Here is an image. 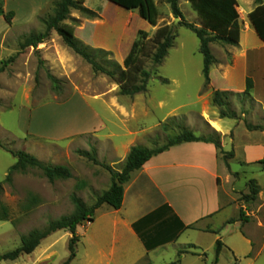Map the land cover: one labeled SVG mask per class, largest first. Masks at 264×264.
Here are the masks:
<instances>
[{
  "label": "rangeland",
  "instance_id": "374dc122",
  "mask_svg": "<svg viewBox=\"0 0 264 264\" xmlns=\"http://www.w3.org/2000/svg\"><path fill=\"white\" fill-rule=\"evenodd\" d=\"M59 1L0 0L4 12L13 13L10 25L0 17V62L7 64L0 73V182L16 163L14 153L18 151L34 157L43 166H65L71 173L67 180L49 181L41 169L32 167L13 172L11 181L2 183L0 208L7 209L8 220H0V255L17 249L21 237L28 232L42 230L48 222L71 214L72 195L80 198L86 207H92L110 186L107 168L120 172L131 146L161 149L185 127L197 138H211L220 144V159L234 172L229 174L235 203L248 218L242 232L252 244L227 231L222 236L229 249L222 246L217 257L215 246H209L211 237H203L199 241L205 252L191 246L170 248L138 264L180 262L183 255L186 257L180 264H264V227L260 225L264 224V163L243 164L245 142L241 136L235 138L237 149L233 157L229 140L221 147L223 137L206 123L221 119L233 129L234 135H239L247 125H261L262 115L250 99L231 92L224 110L228 115L234 114L235 119L220 117L219 108L212 103L214 88L210 83L204 88L199 40L182 25L187 22L200 27L189 2L177 0L182 18H178L174 28V46L162 63L158 66L150 61L145 63L151 74L146 92L126 97L118 94L113 79L95 72L86 60L66 46L55 30L49 31L47 39L36 47H25L28 38L47 32L46 20L53 15ZM73 1L78 2L77 6L69 10L63 23L73 28L74 38L83 47L110 52L109 59L120 66L139 30L151 38L158 27L167 25L173 29L174 26L175 17L168 0H153L159 12L155 27L140 19L135 10L126 11L107 0ZM238 1L243 7L238 8L239 23L250 22L254 1ZM252 2L254 9L246 14ZM86 10L94 12L96 17ZM243 29L246 27L240 26L242 35ZM209 47L215 60L223 62L229 60L234 49L217 42ZM213 81L219 85L214 78ZM163 124L167 129L162 128ZM97 127H100L97 134L93 133ZM228 137L233 136L224 139ZM81 152L95 154L88 158ZM251 180L261 192L255 202L244 197L249 194L247 186ZM82 182L86 186L78 190ZM32 200L35 204L27 210ZM233 208L214 222L236 213L239 217ZM110 210L103 206L95 215ZM98 232L95 225L76 228V257L69 264H107L104 256L109 257L110 250L114 252L109 264L128 262L132 255H123L118 244L112 246L111 238ZM71 237L66 231H57L43 239L30 255L0 264H64L69 257ZM181 251L185 253L180 255ZM198 256L201 259L195 258Z\"/></svg>",
  "mask_w": 264,
  "mask_h": 264
},
{
  "label": "crops",
  "instance_id": "0c3cea01",
  "mask_svg": "<svg viewBox=\"0 0 264 264\" xmlns=\"http://www.w3.org/2000/svg\"><path fill=\"white\" fill-rule=\"evenodd\" d=\"M236 2L238 11L243 7L238 0ZM253 9L252 2L245 13ZM240 26L246 27L243 29L245 34L240 32L238 45L233 47L228 61H216L211 66L210 84L215 91L240 94L245 91L246 80L250 78L253 82L250 100L262 115L261 125H256L261 129L248 130L245 127L239 135H234L233 129L221 119L206 120V123L223 137L221 147L226 140L230 141L233 157L237 149L235 138L241 136L245 142L242 146L243 164L247 165L264 158V40L256 34L249 21ZM213 78L219 85L215 84ZM201 118L204 117L201 115ZM99 129L97 127L93 133ZM227 135L233 137L224 139ZM229 172L234 173L229 165L227 167L221 161L219 150L213 143L198 141L172 146L152 156L141 169L131 174L124 184L123 202L119 210L102 205L97 210L103 206L111 210L98 216L94 214L93 221L78 227L90 228L95 225L100 236H109L112 246L118 244L121 247L123 255H132L126 264H138L146 257L170 248L191 246L205 252L203 243L199 241L203 237H211V248L219 240L228 250L229 245L224 243L222 236L227 231L230 235L238 234L250 245L252 241L242 232L247 220L240 221L237 213L219 223L214 222L229 208L234 207L238 213L240 210L233 197L235 190ZM260 195L261 192L258 198ZM260 225L264 227V224ZM229 251L232 253V250ZM113 252L110 250L109 257L104 256L107 264L112 262ZM185 257L183 255L178 264Z\"/></svg>",
  "mask_w": 264,
  "mask_h": 264
},
{
  "label": "trees",
  "instance_id": "16d2710c",
  "mask_svg": "<svg viewBox=\"0 0 264 264\" xmlns=\"http://www.w3.org/2000/svg\"><path fill=\"white\" fill-rule=\"evenodd\" d=\"M108 2L126 10H135L140 19L146 21L150 26L155 27L159 18V12L153 0H107ZM192 10L197 14L200 20V27L193 24L182 22V25L187 27L199 40V53L203 58L202 75L204 78V88L209 83V72L211 66L216 62L213 57L210 44L220 43L231 47L238 45L240 35L239 13L237 11L236 0H187ZM255 9L250 15V25L255 30L256 34L264 40V0H253ZM77 1L60 0L55 3L53 15L46 20V33L38 36H31L25 42V47H36L37 44L43 43L51 30H55L62 38L63 42L70 49L75 51L79 56L86 60L95 72H100L113 79L118 85V94L120 96L133 97L140 93H145L151 74L145 68V63L150 61L153 66H158L167 56L168 51L174 46L175 33L173 29L167 25L160 26L156 29L153 36L148 38V34L142 30L137 32L136 39L132 42L131 47L122 61V66L109 59L110 52L101 49H91L83 47L79 40L73 36V28L63 22L67 19L69 10L77 6ZM171 6L172 14L175 18H182V14L177 6V0H168ZM87 13L96 17L94 12L86 10ZM0 17L7 24H11L13 18L12 12H4L0 5ZM99 62H98V61ZM5 62H0V73L6 67ZM166 82V81H164ZM253 89V82L250 78L246 80L245 91L240 95L250 99V94ZM227 91H214L212 94V103L219 108L221 118H234V114L228 115L224 107L226 99L229 96ZM162 128L167 129V125L163 124ZM248 130L261 129L259 126L247 125ZM208 142L213 143L216 148H220V144L211 138H197L193 133L181 127L178 135L174 137L168 144L158 150H149L141 146H132L125 158L124 166L120 172H113L110 168L107 170L110 173L111 183L109 188L96 198L95 204L88 208L80 198L75 195L71 196L73 211L67 216H62L58 219L48 222L42 230H32L26 235H23L20 240V246L10 252L0 255V263L3 261H15L21 255H30L39 246L40 242L50 234L57 231H66L71 234L69 241V257L64 264H69L76 257L75 245L77 243L76 228L83 222L93 221L95 211L102 205H108L114 210H119L123 202L124 184L129 180L132 173L141 169V167L154 155L162 153L172 146L185 142ZM82 156L93 158L94 154L81 152ZM17 161L10 168L3 182L11 181V174L16 171H25L27 168L37 167L41 169L44 176L49 181L57 179L67 180L71 178L69 169L65 166H43L34 157L18 151L14 153ZM258 163H264V160ZM85 183L82 182L77 189L85 188ZM249 194L244 197L248 202H255L260 190L255 181L248 182ZM243 197V198H244ZM35 204L32 200L31 204L26 206L29 210ZM0 220H8V212L4 206L0 208ZM239 220L245 221L247 218L244 212L240 210ZM185 229V228H184ZM187 229V228H186ZM222 244L219 240L215 242L216 257L219 255ZM185 252L180 253L183 255ZM217 261V259L215 260ZM178 260L170 264H177Z\"/></svg>",
  "mask_w": 264,
  "mask_h": 264
},
{
  "label": "water",
  "instance_id": "95a60500",
  "mask_svg": "<svg viewBox=\"0 0 264 264\" xmlns=\"http://www.w3.org/2000/svg\"><path fill=\"white\" fill-rule=\"evenodd\" d=\"M179 19L178 18H175L174 19V26H173V31H174V28H175V25L178 23Z\"/></svg>",
  "mask_w": 264,
  "mask_h": 264
}]
</instances>
